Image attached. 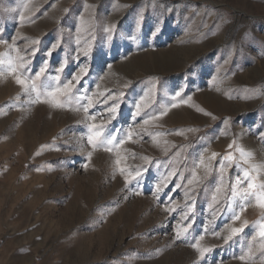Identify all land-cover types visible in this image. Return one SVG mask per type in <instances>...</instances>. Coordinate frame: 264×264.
<instances>
[{
  "label": "rangeland",
  "instance_id": "1",
  "mask_svg": "<svg viewBox=\"0 0 264 264\" xmlns=\"http://www.w3.org/2000/svg\"><path fill=\"white\" fill-rule=\"evenodd\" d=\"M0 39V264H264V209L241 199L245 170L264 183V0H0ZM9 55L22 78L47 64L40 102Z\"/></svg>",
  "mask_w": 264,
  "mask_h": 264
},
{
  "label": "snow or ice",
  "instance_id": "2",
  "mask_svg": "<svg viewBox=\"0 0 264 264\" xmlns=\"http://www.w3.org/2000/svg\"><path fill=\"white\" fill-rule=\"evenodd\" d=\"M115 26H112V27H109V28H105L104 30L106 32H108L109 34H111L114 30ZM158 31V29H157ZM109 39H111V35H109ZM0 43H4V44H8V41L6 40H3V39H0ZM32 44H38L39 41L38 40H34V41H31ZM59 45V42L57 41L56 43H53L50 50L46 53V55L48 56H51L52 54V50H54L56 47H58ZM9 48L13 51H16L17 53L20 52V49L16 48L14 46V43L13 44H9L8 45ZM38 49L36 48H33L32 49V52H31V55L34 57L36 51ZM85 55H87V52L84 53ZM16 60H19L20 63L17 65L16 64ZM4 61L0 60V63H3ZM7 63H8V71L12 74H16L17 73V70L18 68L19 69H24L25 68V64H26V61H25V58L23 56H17L16 58H13L11 57L10 55L8 56V59H7ZM47 70V64H45L44 66H42L36 73H35V78H31V77H23L20 75V74H16L15 75V82L20 85L25 92H28V93H35V100L33 101L34 103L35 102H40V97H41V93L40 91L38 90L37 88V84H36V81L39 80L41 78V76L44 75V73L46 72ZM57 71H63V66H61L60 69H58ZM87 71L88 69L86 67H80V74H87ZM0 75H2V73H0ZM56 79L58 80L59 79V76L56 77ZM80 80H81V75H75L73 76L70 80H68L66 83L63 84L62 87H57L51 91H49L47 93V96L50 97L51 99L49 100H46L45 102L47 103H50L53 107H56V108H62L65 106L66 103L70 102L72 99H74L75 97L72 96V90H73V87L75 86L74 85V82L75 84H79L80 83ZM180 91H177L175 93V96L173 97V99L175 100L176 97L180 96ZM122 95V94H121ZM57 97H64L65 99L61 100V99H58ZM78 99V98H77ZM83 99H86L88 101V104L87 105H84L83 106V111L85 113L88 112L89 110V107L92 106V101H91V98L88 97L87 95H85L83 97ZM106 102V101H105ZM183 103H187V101H182ZM172 107H177L178 105L177 104H172L171 105ZM117 107L118 105L114 104L113 106H111L109 108V112L112 113V114H115L116 111H117ZM140 104H137L136 105V115H139L140 114ZM165 113H160V115H164ZM89 119L90 120H95L96 119V116L95 115H91L89 116ZM151 119H156V117H151ZM145 123H148L147 120H145ZM225 123H227V121H225ZM89 130L91 131V135H89L88 137V142L89 144H92L94 147L96 146V143L98 142L99 144L101 145H113L114 142L116 141V136L115 135H112V136H108V137H104L103 139H101V137L103 136V132H102V126L100 125H97L95 123H92L89 125ZM131 138V134H129V139ZM119 144H123L125 143V140L121 139L119 140L118 142ZM233 145H229V148H232ZM106 151H112V148L111 147H106L105 148ZM240 151V154H241V157H244L245 156V153L244 151L241 149L239 150ZM91 155V154H89ZM216 157V154L213 153L212 154V159H215ZM144 159H147L146 157ZM233 159V156L232 155H227L223 158V160H226V161H231ZM244 163H248V160L247 159H244L243 161ZM116 163L119 165L120 161L117 160ZM201 163H203V160H201ZM220 170L223 171V163H221V166H220ZM253 170H255V168H253ZM121 171L123 172V169H121ZM137 176L140 175V172L138 171L136 173ZM172 175V174H170ZM244 178L248 181L247 183V188L246 189H243L242 192V196H241V199L247 201L249 200V198H255L256 202H257V206L264 209V183L262 184H255L252 182V178L249 174V172L247 170L244 171ZM195 179V173H193V178L192 179H189L188 180V184H192L193 183V180ZM158 190H159V185L157 186ZM217 191H219V188H217ZM239 193L237 192V189L236 187H233L232 189V196L235 197L237 196ZM215 199V197H214ZM188 207V213H190L192 211V205H187ZM229 207H231V204H229ZM241 210H243V206L241 208ZM188 213H185L184 214V219H188L189 218V215ZM240 219V216L239 214H234L233 215V220H239ZM244 225L246 226L247 225V221L244 222ZM190 226V225H189ZM259 227V235L261 237H264V218H262L261 222L259 223L258 225ZM243 231V227H240V228H232L231 229V235L225 237V242H227V240H230L232 238L233 235L239 233ZM187 232V227H184L180 230L177 231L176 233V236L177 238L181 237L184 233ZM216 235H219L218 233ZM203 236H201L199 238V240H203ZM199 240L192 244V247L199 252L200 256L203 258L205 256V254L210 251L209 248H201L200 247V244H199ZM241 259H243V257H241Z\"/></svg>",
  "mask_w": 264,
  "mask_h": 264
}]
</instances>
